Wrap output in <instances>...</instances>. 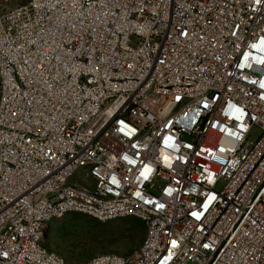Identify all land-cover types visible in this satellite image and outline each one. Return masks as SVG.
I'll use <instances>...</instances> for the list:
<instances>
[{
	"label": "built area",
	"instance_id": "built-area-1",
	"mask_svg": "<svg viewBox=\"0 0 264 264\" xmlns=\"http://www.w3.org/2000/svg\"><path fill=\"white\" fill-rule=\"evenodd\" d=\"M4 2L0 264L69 214L146 227L85 264H264V0Z\"/></svg>",
	"mask_w": 264,
	"mask_h": 264
},
{
	"label": "rangeland",
	"instance_id": "rangeland-1",
	"mask_svg": "<svg viewBox=\"0 0 264 264\" xmlns=\"http://www.w3.org/2000/svg\"><path fill=\"white\" fill-rule=\"evenodd\" d=\"M26 1L12 0V3L16 5ZM4 7V0H0V8ZM79 184L90 186L92 180L80 181ZM145 235L146 227L138 219L100 222L81 214H69L49 225L45 245L62 255L67 264H85L97 255H130L140 248Z\"/></svg>",
	"mask_w": 264,
	"mask_h": 264
}]
</instances>
